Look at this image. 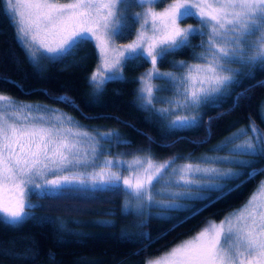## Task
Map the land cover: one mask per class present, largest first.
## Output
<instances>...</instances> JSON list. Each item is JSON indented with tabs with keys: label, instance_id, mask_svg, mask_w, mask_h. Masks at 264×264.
Wrapping results in <instances>:
<instances>
[{
	"label": "rangeland",
	"instance_id": "374dc122",
	"mask_svg": "<svg viewBox=\"0 0 264 264\" xmlns=\"http://www.w3.org/2000/svg\"><path fill=\"white\" fill-rule=\"evenodd\" d=\"M124 1L3 0V4L29 53L58 55L90 40L98 53L92 74L98 84L117 75L124 60L144 56L149 65L138 76L137 97L144 106L154 97L162 100L154 112L169 118L170 127L193 124L199 106L232 79L236 62L264 65V0H172L160 8L154 6L156 0H134L140 5V12L133 13L134 35L118 43V10ZM188 15L202 24L203 49L182 75L171 77V93L156 96L155 79L168 78L157 69L156 60L192 30L180 24ZM259 113L264 121V101ZM246 125H236L196 155L161 160L147 152L107 156L101 146L106 133L91 131L58 108L0 94V217L10 222L25 218L23 208L30 195L113 186L123 189V212L140 219L165 216L223 186L248 163L247 155L264 142L255 125ZM145 264H264V178L239 207L218 221L206 222Z\"/></svg>",
	"mask_w": 264,
	"mask_h": 264
},
{
	"label": "trees",
	"instance_id": "16d2710c",
	"mask_svg": "<svg viewBox=\"0 0 264 264\" xmlns=\"http://www.w3.org/2000/svg\"><path fill=\"white\" fill-rule=\"evenodd\" d=\"M169 1L156 0L154 6L160 8ZM139 10L134 0L124 1L118 10L121 27L116 42L133 37V13ZM180 24L192 30L157 58V69L168 78L155 79L156 96L171 93V77L182 75L203 49L201 22L188 15ZM97 65L98 53L88 39L58 55L27 52L0 0V94L58 108L91 131L106 133L101 142L104 155L147 152L157 160L196 155L236 125L247 126L246 122L258 128L264 142L259 113L264 101V65L257 61L236 62L225 88L204 101L195 122L185 127H170L169 118L155 114L162 100L154 97L151 105L144 106L137 97L138 76L149 65L144 56L124 60L117 75L99 84L92 79ZM247 159L223 186L170 209L165 216L140 219L123 212L120 186L30 195L23 208L25 218L10 222L0 217V264H145L248 198L264 178V143ZM102 218L107 221H96Z\"/></svg>",
	"mask_w": 264,
	"mask_h": 264
}]
</instances>
